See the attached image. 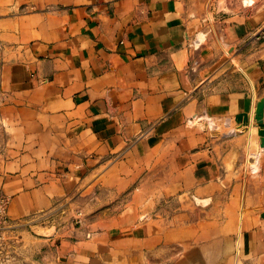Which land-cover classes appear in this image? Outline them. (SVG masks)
<instances>
[{"label": "crops", "instance_id": "0c3cea01", "mask_svg": "<svg viewBox=\"0 0 264 264\" xmlns=\"http://www.w3.org/2000/svg\"><path fill=\"white\" fill-rule=\"evenodd\" d=\"M27 16L0 71L6 264H264V5L40 0Z\"/></svg>", "mask_w": 264, "mask_h": 264}, {"label": "rangeland", "instance_id": "374dc122", "mask_svg": "<svg viewBox=\"0 0 264 264\" xmlns=\"http://www.w3.org/2000/svg\"><path fill=\"white\" fill-rule=\"evenodd\" d=\"M259 1L264 5V0ZM37 11H40V0H0V71L5 57L8 60L16 58L19 55L15 52L16 46L18 45V49L22 50L20 46L31 39V27L35 26L36 20L29 21L30 17L27 15ZM252 40L257 41L258 44H264V37L260 39L254 37ZM1 85L0 82V105L6 100ZM9 235L12 241L16 240L10 233ZM15 261L10 264H15ZM37 261L30 259L25 264H37Z\"/></svg>", "mask_w": 264, "mask_h": 264}, {"label": "built area", "instance_id": "2783aa9c", "mask_svg": "<svg viewBox=\"0 0 264 264\" xmlns=\"http://www.w3.org/2000/svg\"><path fill=\"white\" fill-rule=\"evenodd\" d=\"M256 39L264 37V26L256 32ZM10 198L0 191V264L10 262L16 249V240L10 238L9 230L12 228L8 213Z\"/></svg>", "mask_w": 264, "mask_h": 264}, {"label": "water", "instance_id": "95a60500", "mask_svg": "<svg viewBox=\"0 0 264 264\" xmlns=\"http://www.w3.org/2000/svg\"><path fill=\"white\" fill-rule=\"evenodd\" d=\"M255 120L256 125L258 126V134L261 137V147H264V98H261L256 105L255 110ZM236 121L243 122L246 126L250 123V117L248 113H241L236 116ZM35 233L40 237L50 238L54 235L56 231V226L51 224L47 225H36L33 227Z\"/></svg>", "mask_w": 264, "mask_h": 264}, {"label": "bare ground", "instance_id": "6f19581e", "mask_svg": "<svg viewBox=\"0 0 264 264\" xmlns=\"http://www.w3.org/2000/svg\"><path fill=\"white\" fill-rule=\"evenodd\" d=\"M242 131V130H241ZM245 131V130H244ZM248 166V165H247Z\"/></svg>", "mask_w": 264, "mask_h": 264}]
</instances>
